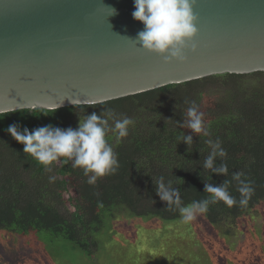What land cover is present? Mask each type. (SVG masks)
<instances>
[{
  "label": "trees",
  "instance_id": "trees-1",
  "mask_svg": "<svg viewBox=\"0 0 264 264\" xmlns=\"http://www.w3.org/2000/svg\"><path fill=\"white\" fill-rule=\"evenodd\" d=\"M189 102H195L204 114L210 136L181 126ZM37 109L36 114L27 109L0 113V231L19 236L44 234L50 242L65 240L91 256L99 247L96 235L105 228L115 229L120 214L160 222L181 218L178 211L167 209L155 191L153 179L161 176L171 180L184 204H189L209 196L205 183L217 186L226 179L238 201L241 196L232 173L242 172L254 188L247 205L228 207L218 202L199 215L226 237L230 235L223 231L226 225L233 226L264 202V71L211 75L100 103L59 107L53 113L49 109L47 115ZM105 109L117 118H131L134 124L120 140L108 133L119 168L94 185L87 183L82 169L63 158L50 166L51 171L46 170L6 131L12 124L30 131L49 124L75 129L80 118L93 112L100 115ZM183 133L193 136L190 148L179 142ZM209 139L220 140L227 152L216 160V166L227 165V176L203 169L211 150ZM241 255L240 263L210 257L213 264H242ZM243 264L257 262L244 260Z\"/></svg>",
  "mask_w": 264,
  "mask_h": 264
},
{
  "label": "water",
  "instance_id": "water-1",
  "mask_svg": "<svg viewBox=\"0 0 264 264\" xmlns=\"http://www.w3.org/2000/svg\"><path fill=\"white\" fill-rule=\"evenodd\" d=\"M134 10V0H0V113L264 71V0H197L198 48L183 63L137 46Z\"/></svg>",
  "mask_w": 264,
  "mask_h": 264
},
{
  "label": "clouds",
  "instance_id": "clouds-1",
  "mask_svg": "<svg viewBox=\"0 0 264 264\" xmlns=\"http://www.w3.org/2000/svg\"><path fill=\"white\" fill-rule=\"evenodd\" d=\"M196 4L197 0H134L135 10L132 16L142 22L144 28L132 40L136 41L138 47L161 56L165 63L186 62L188 53L195 52L198 48L196 37L199 32V17L195 11ZM112 13L116 14L115 8H112ZM189 103L186 119L181 126L195 134L210 136L203 119L204 114L199 111L195 102ZM58 107L51 109L52 113ZM38 108L39 114H49L47 105L40 104ZM37 110V107L27 109L33 114H36ZM110 121L114 123L110 124ZM133 124L131 118H117L111 109H105L100 115L93 112L87 114L83 120L80 118L75 129H64L49 124L30 131L27 127L21 129L18 124H12L6 131L24 146L25 154L30 155L46 170L51 171L50 166L63 158L66 163L71 161L73 168L82 169L87 183L94 185L99 178L115 174L119 168L117 154L107 138L108 133H113L115 138L120 140L128 135L129 126ZM180 141L190 148L193 136L183 133L179 137ZM206 142L211 150L204 159L203 169L227 176L228 167L225 163L216 166L217 158L222 159L227 155L221 141L209 139ZM243 176L242 172L232 173V180L237 182V191L241 196L238 201L229 191L231 181L226 179L217 186L205 183L204 192L209 196L189 204H184L180 190L174 187L171 180L166 181L163 176L153 180L155 191L159 198L166 202L167 209L178 211L181 221L188 224L198 215L206 213L210 204L223 202L228 207L236 204L247 205L254 188L251 181L243 179ZM54 179L50 177V180Z\"/></svg>",
  "mask_w": 264,
  "mask_h": 264
},
{
  "label": "rangeland",
  "instance_id": "rangeland-1",
  "mask_svg": "<svg viewBox=\"0 0 264 264\" xmlns=\"http://www.w3.org/2000/svg\"><path fill=\"white\" fill-rule=\"evenodd\" d=\"M147 220L129 213L118 215L115 229L105 228L96 235L99 247L91 256L65 240L50 242L44 234L0 231V264H213L211 255L214 261L222 257L240 263L241 254L242 264L244 260L263 264L264 202L233 226L226 225L227 237L199 215L188 224L181 218Z\"/></svg>",
  "mask_w": 264,
  "mask_h": 264
}]
</instances>
